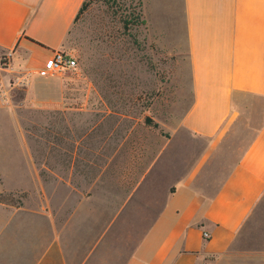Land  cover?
<instances>
[{
    "label": "crops",
    "instance_id": "obj_1",
    "mask_svg": "<svg viewBox=\"0 0 264 264\" xmlns=\"http://www.w3.org/2000/svg\"><path fill=\"white\" fill-rule=\"evenodd\" d=\"M84 1L0 0V54L11 53L0 84L45 81L38 71L65 48ZM143 13L146 29L189 59L192 104L181 133L154 145L126 127L113 141L111 127L87 125L71 141L41 144V158L30 142L7 144L0 264L218 263L260 212L264 114L216 186L207 165L236 124L239 94L264 98V0H143ZM98 130L103 140L91 136ZM175 144L202 150L199 162L186 167L180 153L175 163ZM243 258L264 264V248Z\"/></svg>",
    "mask_w": 264,
    "mask_h": 264
},
{
    "label": "rangeland",
    "instance_id": "obj_2",
    "mask_svg": "<svg viewBox=\"0 0 264 264\" xmlns=\"http://www.w3.org/2000/svg\"><path fill=\"white\" fill-rule=\"evenodd\" d=\"M138 1L90 2L74 22L62 49L77 59L76 67L44 76L45 81L33 87L28 76L12 77L8 89L0 84V168H4L7 144L30 142L36 157L41 158L46 153L39 149L41 144L54 147L58 141H71L73 136H81L87 125L111 127L113 141L120 140V127H126L131 137L148 138L154 145L181 133L182 118L192 104L189 59L184 47H172L152 29L124 28V20L136 12ZM6 55L0 54L1 68L9 66L8 59L3 60ZM236 108L235 126L207 165L213 186L226 177L258 130L264 98L239 94ZM73 126L79 128L74 134ZM92 135L103 140L99 130ZM175 146V163L183 153L186 167L191 160L194 166L203 154L189 145ZM252 221L243 230L238 249L227 254L230 258L211 264H248L243 257L259 254V250L262 253L264 204Z\"/></svg>",
    "mask_w": 264,
    "mask_h": 264
},
{
    "label": "built area",
    "instance_id": "obj_3",
    "mask_svg": "<svg viewBox=\"0 0 264 264\" xmlns=\"http://www.w3.org/2000/svg\"><path fill=\"white\" fill-rule=\"evenodd\" d=\"M10 55L11 53H7V55L4 56V62H6ZM77 62V59L72 54L63 50H57L53 55L50 65L47 68L39 70L38 74L42 76L53 75L58 71L68 70L76 67ZM204 236L208 238L210 237V234L205 231Z\"/></svg>",
    "mask_w": 264,
    "mask_h": 264
},
{
    "label": "trees",
    "instance_id": "obj_4",
    "mask_svg": "<svg viewBox=\"0 0 264 264\" xmlns=\"http://www.w3.org/2000/svg\"><path fill=\"white\" fill-rule=\"evenodd\" d=\"M92 0H85L75 18V21L77 20V18L79 17V15L86 10V8L89 6L90 2ZM106 2L110 3V0H105ZM128 16V15H127ZM130 18L128 17V19L124 20L123 26L124 28L128 31L130 29H135L137 30L140 27H147V20L144 17V13H143V0H139L138 1V6L136 7V12L133 11L132 13H130Z\"/></svg>",
    "mask_w": 264,
    "mask_h": 264
}]
</instances>
